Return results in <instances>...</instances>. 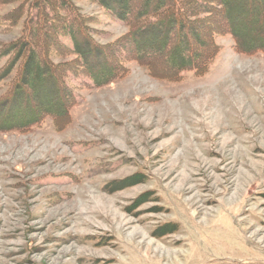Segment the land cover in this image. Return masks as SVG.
<instances>
[{"label":"rangeland","instance_id":"1","mask_svg":"<svg viewBox=\"0 0 264 264\" xmlns=\"http://www.w3.org/2000/svg\"><path fill=\"white\" fill-rule=\"evenodd\" d=\"M32 2L16 20L20 0H0V102L21 85ZM65 2L97 45L129 31L95 0ZM212 7L185 41L198 73H165L173 58L161 42L142 61L118 45L123 70L105 84L78 60L59 72L64 117L41 104L37 122L0 125V264H264V51H241ZM53 13L44 32L49 17L67 20ZM248 16L244 44L264 43ZM54 41L49 58L74 61L69 38L59 30Z\"/></svg>","mask_w":264,"mask_h":264},{"label":"trees","instance_id":"2","mask_svg":"<svg viewBox=\"0 0 264 264\" xmlns=\"http://www.w3.org/2000/svg\"><path fill=\"white\" fill-rule=\"evenodd\" d=\"M12 1L15 0H2V2ZM95 1L112 13L117 20L127 24L129 31L125 36L108 45H97L87 34L86 19L74 7L66 4L65 0H33L31 5L35 8V12L28 11L25 24L30 25L29 21L35 24L26 33L25 28H23L25 35L21 36L22 43L19 44V52L27 49L30 55L24 56L22 68H20L19 82L22 86L18 83L19 88H15L5 100L0 102L1 129H16L37 122L36 120L39 119L37 115H40L43 110L39 109L35 112L34 109H36V105L39 107L41 104L45 105V110L56 114V116L63 115L64 117L67 108H65V100L63 101L64 93L62 94V92L64 88L63 85H60L59 72H62L63 68L69 69L78 60L80 67L88 72L89 79L94 85L105 84L111 75L123 70L119 66L120 61H117L113 56L114 47L118 45L121 50H125L129 43L132 44L131 50L133 53L129 57L142 61L143 58L154 59L153 55L144 53L145 46L161 42L164 49L163 56L169 59L173 58L170 69L163 70L165 73H171L173 77H176L183 70H196L198 73L203 64L194 61L192 51L190 55L185 54V41H187L189 35L192 38H197L196 36L200 35V25H204L202 20L212 17V6L215 4H218L222 9L223 17L228 25L227 30L233 36L237 47L241 51H264V43L255 42L251 45H245L246 35L241 31L251 23L248 15L253 13L255 18L252 20L256 25L253 30L254 35L264 39V0H206V2L202 0ZM25 3L26 0H20V4L13 9L16 13V16H14L16 20L20 16L17 15V12L21 14ZM54 8L64 9L68 13L66 15L67 20L62 25L57 24L59 20L53 17ZM200 14L207 16L199 19ZM50 15H53L52 18L49 17L53 22L44 32V21ZM59 30L71 42L70 53L75 56L74 61L55 63L48 56L50 52L46 53L43 50L48 47L50 50L53 49L56 55H60L59 47L54 41V36ZM173 33L175 35L172 36ZM209 33L212 34V31H209ZM210 45L212 47V44ZM19 52L18 56L21 55H19ZM163 56L161 55L160 59ZM150 60L148 61L151 63H149V67L153 71ZM33 66H35L34 72ZM57 98H62L61 108L52 109L50 105H55ZM25 111H28L31 115L23 114Z\"/></svg>","mask_w":264,"mask_h":264}]
</instances>
